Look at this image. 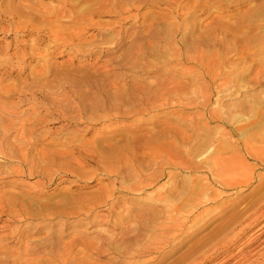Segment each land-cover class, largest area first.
I'll use <instances>...</instances> for the list:
<instances>
[{
  "label": "rangeland",
  "instance_id": "1",
  "mask_svg": "<svg viewBox=\"0 0 264 264\" xmlns=\"http://www.w3.org/2000/svg\"><path fill=\"white\" fill-rule=\"evenodd\" d=\"M263 151L264 0H0V264H264Z\"/></svg>",
  "mask_w": 264,
  "mask_h": 264
},
{
  "label": "bare ground",
  "instance_id": "2",
  "mask_svg": "<svg viewBox=\"0 0 264 264\" xmlns=\"http://www.w3.org/2000/svg\"><path fill=\"white\" fill-rule=\"evenodd\" d=\"M97 85V84H96ZM248 132V131H247ZM251 132V131H250ZM246 133V132H245ZM262 140V139H261ZM258 152V154H259V151L260 150H258V149H256ZM263 153H264V151H263ZM258 154H257V156H258ZM264 155V154H263ZM259 157V156H258ZM262 157V156H261ZM260 158V157H259ZM264 157H262V160H264L263 159ZM261 159V158H260ZM259 159V160H260ZM231 162H233V161H231ZM227 164V163H226ZM229 164L230 163H228V166H229ZM234 164H236V163H234ZM238 164V163H237ZM223 166H224V164H222ZM232 166H234L233 165V163H232ZM232 166H230L229 167V170H228V168H226L225 166L224 167H222L220 170L221 171H218V172H221V173H219V174H224V171H223V169H225V171H227L229 174H228V177L227 178H224L225 176H222L223 178H224V180H222V179H220V181L223 183H226L225 185H231V183H236V181H238V180H240L241 178L240 177H238V179L237 178H235V176H238V173L236 174V173H234L233 172V168L234 167H232ZM242 170H244V167H243V169ZM241 170V171H242ZM248 171V170H247ZM227 172H225V174L224 175H226L227 174ZM232 172V173H231ZM248 173H250V172H248ZM218 174V176H220ZM240 175H243V177H245V175L247 176L248 174H246V171L244 172L243 171V174H241V172L239 173ZM248 176H250V175H248ZM248 178V177H247ZM245 179V178H244ZM223 183V184H224ZM239 184V183H238ZM258 189V188H257ZM219 194H221V193H219ZM251 201H253L252 203H250ZM248 204H250V205H248ZM246 205H248L249 207L247 208H244L243 206V208L242 209H239V210H241V212L239 211V210H237V211H239L240 213L238 214V212H236V214H235V212L233 213L234 215L232 216V215H230L231 216V218L230 219H232V220H230V222H228V220H224V221H226V222H228V224L226 223V222H222V224H225L226 226H228L229 224H231V222H234V223H232V224H236L235 223V219H237L239 222L238 223H240L241 225H243V228H241L242 230H245V229H247V228H249V227H251L252 225H254L255 223H258L259 222V220H261V219H263L264 218V182L262 181V183L259 185V189H258V193H257V195H256V197L254 196V200H249V202L248 203H246ZM238 208V207H237ZM177 210V209H176ZM11 211V210H10ZM182 212V211H181ZM248 212H250L249 214H247ZM179 213V212H178ZM177 214V213H176ZM242 215V218H243V216H244V218L242 219L241 218V215ZM258 215L256 218L254 217H252V215L254 216V215ZM245 215H248V216H245ZM229 216V215H228ZM237 216V217H236ZM240 218H239V217ZM182 225V224H181ZM238 225V224H237ZM180 226V225H179ZM222 227H224V225H221ZM226 226L224 227V229L226 228ZM230 226V225H229ZM171 227V226H170ZM239 227V226H238ZM228 228V227H227ZM182 229V228H181ZM178 230V229H177ZM183 230V229H182ZM240 230V229H239ZM242 230H240V231H242ZM223 231V230H222ZM236 231V230H235ZM218 232V231H217ZM232 232H234V230L232 231ZM238 232V231H237ZM229 233V232H228ZM227 233V234H228ZM230 234V233H229ZM239 234V233H238ZM215 235V234H214ZM231 236V235H230ZM212 237V236H211ZM232 237H234L233 235H232ZM232 237H231V239H232ZM237 237V236H236ZM236 239V238H235ZM230 239H228V241H229ZM237 240V239H236ZM230 242H232V241H230ZM3 243V242H2ZM202 243V242H201ZM226 243V242H225ZM198 245V244H197ZM197 245H195L194 246V248H193V250L194 251H196L197 249H199V246H197ZM228 245V244H227ZM203 246V245H202ZM191 248V249H192ZM190 249V250H191ZM212 249H213V247H212ZM189 250V249H188ZM189 250V251H190ZM209 251V250H208ZM213 251H214V249H213ZM212 252V251H211ZM192 253H194V252H192ZM189 254V253H188ZM187 255V254H186ZM185 256V255H184ZM191 257V256H190ZM246 259V258H245ZM197 260H199V259H197ZM205 260H206V258H205ZM207 261V260H206ZM245 261H248V260H245ZM190 262V261H189ZM191 262H195V260H193V261H191ZM204 262V261H203ZM188 263V262H187ZM196 264H199V263H197V262H195ZM202 263V262H201ZM188 264H190V263H188Z\"/></svg>",
  "mask_w": 264,
  "mask_h": 264
}]
</instances>
